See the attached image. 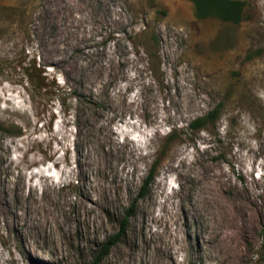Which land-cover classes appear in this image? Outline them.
<instances>
[{
    "label": "rangeland",
    "instance_id": "rangeland-1",
    "mask_svg": "<svg viewBox=\"0 0 264 264\" xmlns=\"http://www.w3.org/2000/svg\"><path fill=\"white\" fill-rule=\"evenodd\" d=\"M244 1L232 23L87 0L79 40L63 0H0V264H92L152 168L97 264H264V0Z\"/></svg>",
    "mask_w": 264,
    "mask_h": 264
},
{
    "label": "trees",
    "instance_id": "trees-1",
    "mask_svg": "<svg viewBox=\"0 0 264 264\" xmlns=\"http://www.w3.org/2000/svg\"><path fill=\"white\" fill-rule=\"evenodd\" d=\"M191 1L193 2L195 15L198 18L214 16L223 21H229L232 23H238L242 19L243 9L246 4L244 0H191ZM44 78L45 77H42L41 79ZM29 80L33 82L32 77H29ZM42 86H43L42 84L38 85V87L40 88ZM217 110L218 107L217 108L215 107L207 114L194 118L189 124L190 128L193 130L202 128L203 126H205L206 123L214 119ZM152 178H153V168L149 171V173L143 180L141 188L137 193V195L135 196V198L133 199L132 203L129 205V207L125 209V212L120 222L119 231L102 243L100 250L95 255L92 264H97L104 257V255L107 254L110 247L123 233L126 226V222L130 217L136 202L145 195L148 185L152 181Z\"/></svg>",
    "mask_w": 264,
    "mask_h": 264
},
{
    "label": "bare ground",
    "instance_id": "bare-ground-1",
    "mask_svg": "<svg viewBox=\"0 0 264 264\" xmlns=\"http://www.w3.org/2000/svg\"><path fill=\"white\" fill-rule=\"evenodd\" d=\"M86 2L87 0H79V3L75 4V2L71 3V1L63 0V6L66 7V12L64 15L68 18L69 26L73 28L74 31L78 34L76 35L79 37V40L86 37V16L84 14ZM90 30L92 29L90 28ZM88 33L89 32H87V34Z\"/></svg>",
    "mask_w": 264,
    "mask_h": 264
}]
</instances>
